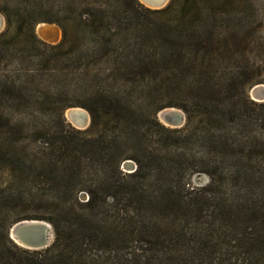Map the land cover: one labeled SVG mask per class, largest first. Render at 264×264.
<instances>
[{
	"label": "trees",
	"instance_id": "trees-1",
	"mask_svg": "<svg viewBox=\"0 0 264 264\" xmlns=\"http://www.w3.org/2000/svg\"><path fill=\"white\" fill-rule=\"evenodd\" d=\"M46 1L6 0L0 7L5 20V29L0 33V120L5 121L6 127L10 124L17 135L28 133L32 140L46 138L53 128L48 113L57 111L61 124L65 122L64 108L52 109L49 98L37 96L40 94L23 82L21 74L26 71L19 69L8 54L10 49L18 51L17 46L26 49L37 44L62 49L75 38L76 44H82V62L88 71L103 74L104 82L137 86L146 96H150L154 87L169 88L176 77L194 70L181 54L184 36L164 28L140 32L132 25L135 18L132 19L130 11L115 5L119 0H81L86 9L82 19L79 15L82 34L71 36L64 26L60 44L44 45L33 33L35 23L54 21L32 15L44 5L47 7ZM129 1L134 8L150 11L137 0ZM174 3L175 0H170L155 12H174ZM197 12L194 4L186 2L177 15L182 20L196 21ZM208 41L204 32L197 37L196 45L209 47ZM177 47L181 52L176 51ZM207 50L212 52L213 48ZM91 95L94 101L90 106L82 104L91 119L83 135H93L98 129L105 133L111 127L106 165L113 169L117 182L104 188L103 183L93 189L82 187L87 197L82 203L84 214L82 218L74 216L72 225L46 216L16 219V222L46 220L51 224L54 239L44 250L28 252L17 248L7 238L8 229L14 223L3 221L0 228L6 246H0V264H264V177L261 173L256 170L255 176L250 174L244 180L239 169L234 176L230 174L231 183L236 185L227 199L209 196L204 187L195 193L183 194L180 161L168 154L162 159L153 156L155 150L146 145L144 133L138 131L142 108L128 104L119 93L97 89ZM246 102L255 105L247 98ZM165 108L173 107L162 109ZM162 109H151L149 114L152 125L164 130L155 120V114ZM47 140H44L45 146L35 148L31 155L25 150L16 151L11 145L4 149L0 146L1 207L18 206L19 199L11 195V186L31 182L38 169L47 179L56 171L61 174L59 180L49 179L55 191L69 192L70 187L72 205L81 206L75 197L81 190L77 176L68 174L63 164L59 167L53 161L52 144ZM76 151L73 148L62 154ZM72 157V165L78 168L79 160ZM124 160L135 163L131 174L119 169ZM20 176L24 179L18 181ZM104 189L113 192L103 195ZM25 201L41 203L43 200Z\"/></svg>",
	"mask_w": 264,
	"mask_h": 264
},
{
	"label": "rangeland",
	"instance_id": "rangeland-1",
	"mask_svg": "<svg viewBox=\"0 0 264 264\" xmlns=\"http://www.w3.org/2000/svg\"><path fill=\"white\" fill-rule=\"evenodd\" d=\"M119 1L115 5L130 11L132 19L135 18L132 25L140 32L164 28V31L184 36L183 52L179 47L176 51L181 52L185 62L189 61L194 70L176 77L171 83L174 85L169 88H165V85L154 87L150 96H146L137 86L117 81L104 82L103 74L88 71L82 62V44H76L75 38L71 37L70 44L62 49L33 44L26 49L17 46L16 52L8 50L12 61L18 64L19 69L26 71L23 74L20 72L23 82L40 94L37 96L49 98L53 103L52 109L64 108L62 118L65 122L61 124L57 111L48 113L53 128L46 138L32 140L30 134L17 135L10 124L6 127L5 121L0 120V135L3 133L0 136L1 149L11 145L16 151L25 150L26 154L31 155L35 148L45 146L44 140L48 139L52 144L53 161L59 167L63 164L68 174L77 176L81 190L75 197L81 206L72 205L70 187L69 192L55 191L56 187L50 181L53 178L59 180L61 174L56 171L49 180L38 169L31 177V182L11 186L10 193L19 199V204L9 209L0 206V227L3 221L10 220L12 225L19 217L35 216H46L55 222L72 225L74 216L82 218L84 214L82 203L87 197L82 187L93 189L103 183L104 188L117 182L113 169L106 165L111 148V127L108 126L105 133L98 129V133L83 135L91 119L82 104L90 106L94 101L91 94L97 89L116 95L119 93L128 104L142 108L138 131L144 133L146 145L155 150L153 156L158 155V159H162L163 155L168 154V157L180 161L179 179L183 194L195 193L204 187L209 196L227 199V195L235 189L232 186L236 183H231L230 178V174L234 176L235 171L241 170L242 180L246 176L250 177V174L255 176L256 170L264 177V99H252L250 96L254 86L264 87V0H175L174 12L169 14L151 9L146 12L132 7L129 0ZM5 2L0 0L1 8ZM186 2H191L198 10L196 21L182 20L177 15ZM46 4L47 7L44 5L42 9L34 11L32 17L54 22L38 21L35 26L38 23L53 25L58 30V37L50 44L34 34L37 40L47 46H57L62 40L64 26L69 29L71 36L82 34L79 15L82 19V12L86 9H83L81 0H47ZM0 15L4 19L1 12ZM4 29L5 20L0 33ZM204 32L209 38V47L196 45L197 37ZM210 47L213 48L212 52L207 50ZM201 70L204 72L200 73ZM246 98L255 105L247 103ZM169 104L182 112L183 124L179 128L162 125L157 119V112L155 120L164 128L161 130L152 125L149 111L169 107ZM67 108L85 110L89 115L88 127L82 130L68 123L64 116ZM73 148L77 149L75 153L62 154ZM72 155L80 162L78 168L72 165ZM127 161H131L136 168L132 160ZM119 169L124 174H131L135 170L122 169L121 166ZM23 179L20 176L18 181ZM112 192L104 189L103 195ZM31 198L43 201H25ZM57 198L62 201L56 202ZM0 246H6L1 228ZM9 251L15 253L14 250Z\"/></svg>",
	"mask_w": 264,
	"mask_h": 264
},
{
	"label": "water",
	"instance_id": "water-1",
	"mask_svg": "<svg viewBox=\"0 0 264 264\" xmlns=\"http://www.w3.org/2000/svg\"><path fill=\"white\" fill-rule=\"evenodd\" d=\"M139 3L145 6L147 9L160 10L164 8L169 0H138ZM4 26V19L0 15V31ZM53 25L47 23H38L34 28V34L38 39H41L45 43H53L58 37V30L53 26V36L48 34V29ZM252 99L263 100L264 99V87L257 85L250 91ZM65 119L72 126L76 124L79 128L86 129L89 125V115L84 110L76 111V109H69L65 112ZM174 116V118H172ZM157 119L164 125H173L174 127H181L183 124V114L180 111H176L172 108L162 109L157 113ZM74 127V126H73ZM78 130V129H77ZM83 130V129H82ZM122 169L134 170L135 166L131 161H123L121 164ZM132 172V171H131ZM8 238L17 247L28 251H39L49 247L54 239V233L52 226L40 220H22L14 223L8 229Z\"/></svg>",
	"mask_w": 264,
	"mask_h": 264
},
{
	"label": "bare ground",
	"instance_id": "bare-ground-1",
	"mask_svg": "<svg viewBox=\"0 0 264 264\" xmlns=\"http://www.w3.org/2000/svg\"><path fill=\"white\" fill-rule=\"evenodd\" d=\"M52 27V26H51ZM50 27V29H48V34L50 35V36H53V31H52V28ZM69 109H76V111H79V110H82V109H79V108H69ZM69 109H67L66 111H68ZM173 109V108H172ZM174 110H176V109H174ZM84 111V110H83ZM176 111H178V110H176ZM180 112V111H179ZM172 118H174V116H172ZM165 125H167V126H172V127H174L173 125H168V124H165ZM73 126H75V127H77L78 129H84V128H82V127H78L76 124H74Z\"/></svg>",
	"mask_w": 264,
	"mask_h": 264
}]
</instances>
